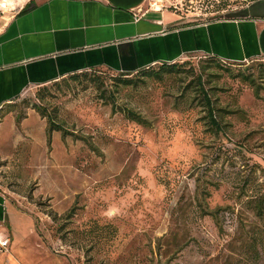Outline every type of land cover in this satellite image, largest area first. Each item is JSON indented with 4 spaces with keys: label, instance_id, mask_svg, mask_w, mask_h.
Here are the masks:
<instances>
[{
    "label": "rangeland",
    "instance_id": "1",
    "mask_svg": "<svg viewBox=\"0 0 264 264\" xmlns=\"http://www.w3.org/2000/svg\"><path fill=\"white\" fill-rule=\"evenodd\" d=\"M29 1L0 0V28ZM259 1L145 9L197 25L242 19ZM174 63L179 74L161 80L145 73L163 64L70 74L2 107L0 238L10 243L0 264H264V58ZM251 74L259 97L243 81ZM198 76L224 134L210 126Z\"/></svg>",
    "mask_w": 264,
    "mask_h": 264
},
{
    "label": "crops",
    "instance_id": "2",
    "mask_svg": "<svg viewBox=\"0 0 264 264\" xmlns=\"http://www.w3.org/2000/svg\"><path fill=\"white\" fill-rule=\"evenodd\" d=\"M148 1L34 0L21 13L29 1L0 28V110L31 87L83 71L137 72L186 53L237 63L264 58V0L242 19L177 29L179 18L146 10Z\"/></svg>",
    "mask_w": 264,
    "mask_h": 264
},
{
    "label": "trees",
    "instance_id": "3",
    "mask_svg": "<svg viewBox=\"0 0 264 264\" xmlns=\"http://www.w3.org/2000/svg\"><path fill=\"white\" fill-rule=\"evenodd\" d=\"M35 5L34 0H32L30 2V4L28 6H26L21 13H24L26 11H28L32 6ZM195 24H190V23H179L176 25H173L171 27V29H177V28H185V27H189V26H193ZM198 25V24H197ZM151 68V67H150ZM179 70H180V65H178V63H174V64H163L162 68L159 71H152V72H148L145 73V76L148 77H153L155 79H159L161 80L165 74L172 76V75H176L179 74ZM263 75H264V70L262 71ZM125 76H129L128 74H124ZM243 81L245 83H247L248 85L252 86L255 90V94L257 97H259V87L256 84V80L255 77L251 74V75H245L243 77ZM125 85H131L133 82L131 80L126 79L125 81H123ZM204 81H203V77L202 76H198L197 77V82H196V88H197V93L199 96L202 97L204 103H205V107L208 113V117L210 120V126L212 127L213 130H215L217 133L219 134H224V127L222 125V123L220 122V120L218 119L217 116V109L215 108L214 102L212 101L210 92L205 88L204 85ZM129 115L132 116V119L137 121L138 123L147 124V121L139 116L138 114H134L133 112H129ZM46 116V115H45ZM50 130L51 131H63V129L59 126L56 125V123H54L52 120H50ZM259 215L262 216L264 218V212L262 209L259 210Z\"/></svg>",
    "mask_w": 264,
    "mask_h": 264
},
{
    "label": "built area",
    "instance_id": "4",
    "mask_svg": "<svg viewBox=\"0 0 264 264\" xmlns=\"http://www.w3.org/2000/svg\"><path fill=\"white\" fill-rule=\"evenodd\" d=\"M148 68H150V67H148ZM9 243H10L9 239L2 240L0 238V247H1V249L5 250L8 247Z\"/></svg>",
    "mask_w": 264,
    "mask_h": 264
}]
</instances>
